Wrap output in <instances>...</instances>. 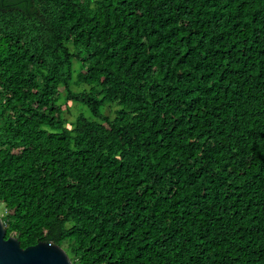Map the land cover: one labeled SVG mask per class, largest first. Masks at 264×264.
Returning <instances> with one entry per match:
<instances>
[{"label": "trees", "instance_id": "16d2710c", "mask_svg": "<svg viewBox=\"0 0 264 264\" xmlns=\"http://www.w3.org/2000/svg\"><path fill=\"white\" fill-rule=\"evenodd\" d=\"M0 205L72 264H264V0H0Z\"/></svg>", "mask_w": 264, "mask_h": 264}, {"label": "water", "instance_id": "95a60500", "mask_svg": "<svg viewBox=\"0 0 264 264\" xmlns=\"http://www.w3.org/2000/svg\"><path fill=\"white\" fill-rule=\"evenodd\" d=\"M0 217V264H72L66 251L49 242L39 241L22 248L14 236L5 237Z\"/></svg>", "mask_w": 264, "mask_h": 264}, {"label": "rangeland", "instance_id": "374dc122", "mask_svg": "<svg viewBox=\"0 0 264 264\" xmlns=\"http://www.w3.org/2000/svg\"><path fill=\"white\" fill-rule=\"evenodd\" d=\"M75 64H76V62H75ZM60 104L62 105V108L64 110L67 109V105H68L70 112L66 113V118L69 121H71L75 117V115H77L79 112H83L86 115H89V111L87 110V108L80 103H76V102L65 103V101L60 100ZM111 115H112V113H111ZM1 213H2V205H0V215H1Z\"/></svg>", "mask_w": 264, "mask_h": 264}]
</instances>
